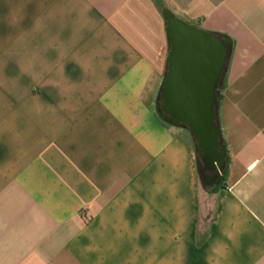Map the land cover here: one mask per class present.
Wrapping results in <instances>:
<instances>
[{"label":"crops","instance_id":"0c3cea01","mask_svg":"<svg viewBox=\"0 0 264 264\" xmlns=\"http://www.w3.org/2000/svg\"><path fill=\"white\" fill-rule=\"evenodd\" d=\"M166 9L231 40L215 185L156 111ZM0 264H264V0H0Z\"/></svg>","mask_w":264,"mask_h":264},{"label":"water","instance_id":"95a60500","mask_svg":"<svg viewBox=\"0 0 264 264\" xmlns=\"http://www.w3.org/2000/svg\"><path fill=\"white\" fill-rule=\"evenodd\" d=\"M164 15L170 49L156 111L163 121L190 131L196 151L203 154V164L199 163L201 178L215 185L225 166L217 98L231 40L179 18L168 9ZM208 169H217L218 174L209 178Z\"/></svg>","mask_w":264,"mask_h":264},{"label":"flooded vegetation","instance_id":"af4514ba","mask_svg":"<svg viewBox=\"0 0 264 264\" xmlns=\"http://www.w3.org/2000/svg\"><path fill=\"white\" fill-rule=\"evenodd\" d=\"M198 160H199L200 164H203V154L201 152H198ZM207 174H208L209 178H212L214 175L218 174V170L217 169H208ZM219 180H220V176H219ZM205 184H207V183H205ZM208 185H213V184H208Z\"/></svg>","mask_w":264,"mask_h":264},{"label":"rangeland","instance_id":"374dc122","mask_svg":"<svg viewBox=\"0 0 264 264\" xmlns=\"http://www.w3.org/2000/svg\"><path fill=\"white\" fill-rule=\"evenodd\" d=\"M206 187H208V186H206Z\"/></svg>","mask_w":264,"mask_h":264}]
</instances>
